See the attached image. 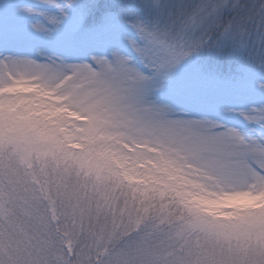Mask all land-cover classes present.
Instances as JSON below:
<instances>
[{
  "label": "snow or ice",
  "instance_id": "1",
  "mask_svg": "<svg viewBox=\"0 0 264 264\" xmlns=\"http://www.w3.org/2000/svg\"><path fill=\"white\" fill-rule=\"evenodd\" d=\"M0 264H264V0H0Z\"/></svg>",
  "mask_w": 264,
  "mask_h": 264
}]
</instances>
